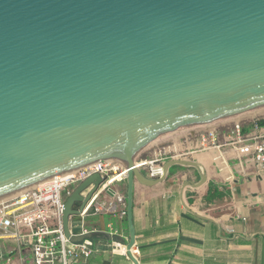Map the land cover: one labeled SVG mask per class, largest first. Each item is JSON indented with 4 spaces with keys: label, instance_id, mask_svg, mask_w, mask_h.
<instances>
[{
    "label": "water",
    "instance_id": "water-1",
    "mask_svg": "<svg viewBox=\"0 0 264 264\" xmlns=\"http://www.w3.org/2000/svg\"><path fill=\"white\" fill-rule=\"evenodd\" d=\"M264 112V0H0V200L105 160L126 170L134 264L135 157L150 145ZM104 179L67 198L63 229Z\"/></svg>",
    "mask_w": 264,
    "mask_h": 264
},
{
    "label": "crops",
    "instance_id": "crops-1",
    "mask_svg": "<svg viewBox=\"0 0 264 264\" xmlns=\"http://www.w3.org/2000/svg\"><path fill=\"white\" fill-rule=\"evenodd\" d=\"M243 127L245 134L259 132L248 124ZM231 131H219L216 146L203 147L201 135L207 131L201 130L173 138L172 143L150 145L135 157L139 164L151 159L193 160L207 176L196 186L202 179L200 170L177 165L161 183L135 182L139 264H264V170L229 143ZM114 185L126 195L124 180ZM120 208L85 218V226L99 234L89 238L92 255L79 264H134L126 253L130 236L127 215ZM78 223L80 217H74L72 226ZM110 224L118 234L110 232ZM2 247L11 243L0 241Z\"/></svg>",
    "mask_w": 264,
    "mask_h": 264
},
{
    "label": "built area",
    "instance_id": "built-area-1",
    "mask_svg": "<svg viewBox=\"0 0 264 264\" xmlns=\"http://www.w3.org/2000/svg\"><path fill=\"white\" fill-rule=\"evenodd\" d=\"M255 120H253L254 122ZM258 133L245 134L243 123H234L230 144L248 162L260 165L264 170V127L257 124ZM218 131L210 130L201 135L204 148L217 145ZM164 161L151 159L140 163L141 168L152 179L163 173ZM99 173L104 179L81 212L80 223L72 226V235L92 232L85 226V218L115 212L119 205L126 216V195L115 187L116 181H123L126 170L122 164L105 160L65 176L55 175L54 179L23 192L17 193L0 202V241L11 243L9 248H0V264H79L92 255L89 239L73 242L67 238L63 229V212L67 198L81 182ZM112 234L119 231L111 224ZM136 252L137 249H136Z\"/></svg>",
    "mask_w": 264,
    "mask_h": 264
},
{
    "label": "rangeland",
    "instance_id": "rangeland-1",
    "mask_svg": "<svg viewBox=\"0 0 264 264\" xmlns=\"http://www.w3.org/2000/svg\"><path fill=\"white\" fill-rule=\"evenodd\" d=\"M264 117V114L263 115H258L257 117L255 118H250V117H244V118H241V119H237V120H234V121H231V122H227V123H224V124H220V125H217V126H214V127H210V128H207V129H204L206 131H210V130H217L218 133L219 131L223 130V129H232L233 125L235 122L237 121H240L241 123L243 124H249V122L253 121V120H257L259 118H262ZM201 131V130H200ZM232 132V131H231ZM218 140V139H217ZM161 143H172V140H166V141H163Z\"/></svg>",
    "mask_w": 264,
    "mask_h": 264
},
{
    "label": "trees",
    "instance_id": "trees-1",
    "mask_svg": "<svg viewBox=\"0 0 264 264\" xmlns=\"http://www.w3.org/2000/svg\"><path fill=\"white\" fill-rule=\"evenodd\" d=\"M255 124H257L258 126H260V127H264V117H262V118H259V119H257V120H255L254 122L252 121V122H249V126H254ZM246 129L243 127V131H245ZM176 167H178L177 165H175V166H172V168H171V172L174 170V168H176Z\"/></svg>",
    "mask_w": 264,
    "mask_h": 264
},
{
    "label": "bare ground",
    "instance_id": "bare-ground-1",
    "mask_svg": "<svg viewBox=\"0 0 264 264\" xmlns=\"http://www.w3.org/2000/svg\"><path fill=\"white\" fill-rule=\"evenodd\" d=\"M264 114V112H261V113H258V114H254V115H251V116H248V117H250V118H255V117H257L258 115L260 116V115H263ZM13 196V195H12ZM11 197V196H10ZM9 197H7V198H5V199H2V200H0V202H2V201H4V200H6V199H8ZM134 254H137L136 253V250L134 251Z\"/></svg>",
    "mask_w": 264,
    "mask_h": 264
}]
</instances>
